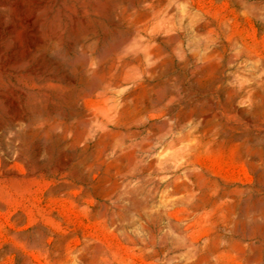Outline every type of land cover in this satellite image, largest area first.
<instances>
[{
  "label": "rangeland",
  "instance_id": "obj_1",
  "mask_svg": "<svg viewBox=\"0 0 264 264\" xmlns=\"http://www.w3.org/2000/svg\"><path fill=\"white\" fill-rule=\"evenodd\" d=\"M0 264H264V0H0Z\"/></svg>",
  "mask_w": 264,
  "mask_h": 264
},
{
  "label": "bare ground",
  "instance_id": "obj_2",
  "mask_svg": "<svg viewBox=\"0 0 264 264\" xmlns=\"http://www.w3.org/2000/svg\"><path fill=\"white\" fill-rule=\"evenodd\" d=\"M20 31L22 32V30H20ZM19 33H20V32H19ZM22 33H23V32H22ZM20 35H21V34H20ZM20 38H21V40L23 39L22 36H21ZM22 41H23V40H22ZM20 52H21V51H20Z\"/></svg>",
  "mask_w": 264,
  "mask_h": 264
}]
</instances>
